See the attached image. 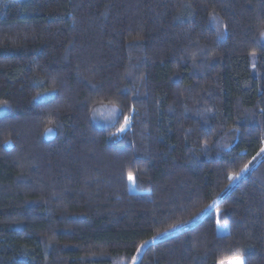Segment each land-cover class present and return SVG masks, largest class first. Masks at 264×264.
<instances>
[{
	"label": "trees",
	"instance_id": "trees-1",
	"mask_svg": "<svg viewBox=\"0 0 264 264\" xmlns=\"http://www.w3.org/2000/svg\"><path fill=\"white\" fill-rule=\"evenodd\" d=\"M262 33L264 0H0V264H264Z\"/></svg>",
	"mask_w": 264,
	"mask_h": 264
},
{
	"label": "snow or ice",
	"instance_id": "snow-or-ice-1",
	"mask_svg": "<svg viewBox=\"0 0 264 264\" xmlns=\"http://www.w3.org/2000/svg\"><path fill=\"white\" fill-rule=\"evenodd\" d=\"M262 35H264V33H262ZM113 110L115 111V109H113ZM129 120H130V118H129L128 116H125V117H124V123H123V124L120 126V128L118 129L117 134H121V133H123V132L126 130L128 124H129ZM49 131H51V129H49ZM261 154H264V147H262V148L260 149V152L257 153L258 156L261 155ZM255 158H256V157H253V160H255ZM249 163H251V161H250ZM248 167H249V165H248V164H245V165L240 169V172H239V173H234V174H230V175H228L227 179H228L229 185H231L233 182H235L236 180H238L239 177H240V175L243 174V173H245V172L248 170ZM128 180H129L130 182L133 180V176H132L131 173H129V175H128ZM217 223L219 224V221H217ZM225 227H226V226H225ZM172 230H173V231L175 230V226H174V228H173ZM165 234H166V233H165ZM137 251H139V249H138ZM134 259H135V258H134ZM218 264H245V260H244V257H243V255H242L241 250H237V251L234 253V255H233L232 258H230V259H228V260H226V261H225V260H221V261L218 262Z\"/></svg>",
	"mask_w": 264,
	"mask_h": 264
},
{
	"label": "rangeland",
	"instance_id": "rangeland-1",
	"mask_svg": "<svg viewBox=\"0 0 264 264\" xmlns=\"http://www.w3.org/2000/svg\"><path fill=\"white\" fill-rule=\"evenodd\" d=\"M113 115H114V113H113L112 109L110 110V109L103 108V109H100L99 112H97V116L96 117L98 118V120L102 121L103 123H106L109 120H111V118H113L112 117ZM128 186H129L130 190H133V186H134L133 185V180L131 182L128 180ZM216 228H217V234L218 235L226 234L228 232V227H227V225L225 223H222V222H219V224L217 223ZM175 230H179V228H177ZM136 260H133L131 262V264H135Z\"/></svg>",
	"mask_w": 264,
	"mask_h": 264
}]
</instances>
